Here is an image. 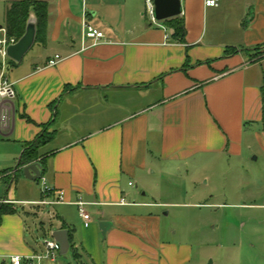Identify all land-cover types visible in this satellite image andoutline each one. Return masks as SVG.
Listing matches in <instances>:
<instances>
[{
  "label": "crops",
  "instance_id": "crops-1",
  "mask_svg": "<svg viewBox=\"0 0 264 264\" xmlns=\"http://www.w3.org/2000/svg\"><path fill=\"white\" fill-rule=\"evenodd\" d=\"M16 1L22 0H8ZM39 1L48 4L46 43L35 44L38 50L17 70L16 116L0 140L13 138L25 148L48 125L38 162L53 193L0 204L13 213L15 203L47 206L39 203L61 196L49 206L57 210L51 220L59 221L43 228L52 240L54 232L68 231L77 251V210L82 264L85 258L89 264H190L188 247L163 239L160 218L140 211L167 204L119 202L136 197L139 185L146 196L153 176L168 164L230 161L255 142L264 147V131L254 129L262 126L264 0H220L217 8L181 0L184 43L163 22H142L139 0ZM84 16L105 35L96 46L83 42ZM115 21L122 34L109 28ZM56 56L62 61L49 67ZM14 168L0 178H14ZM15 179L29 182L19 173ZM78 202L87 204L88 227ZM97 222L111 223L103 246ZM36 251L25 241L20 218L1 217L0 256ZM256 252L238 255L246 264L263 261L264 251Z\"/></svg>",
  "mask_w": 264,
  "mask_h": 264
},
{
  "label": "rangeland",
  "instance_id": "rangeland-1",
  "mask_svg": "<svg viewBox=\"0 0 264 264\" xmlns=\"http://www.w3.org/2000/svg\"><path fill=\"white\" fill-rule=\"evenodd\" d=\"M92 1L101 0H89ZM139 2L141 14L144 15L141 17L142 22L152 23L146 16V0ZM9 4L8 0H0V27L3 28ZM121 27L116 21L113 26H109L113 31L122 34ZM0 38H3L2 34ZM38 48L39 45L34 47L24 59L31 58ZM2 63L0 55V69ZM21 63L8 59L7 77L11 82L16 81ZM254 129L263 133L262 126ZM251 147L245 148L240 159H219L202 164L196 161L184 165L168 164L165 171H159L153 176L146 196H142L144 188L139 185L135 188L136 197H126L125 200L131 203L136 200L167 204L140 211L143 214H155L160 218L163 239L178 246L188 247L192 254L190 264H246L247 261L238 255L240 251L252 250L253 254H256L258 249L264 251V147L259 141ZM23 150L22 143L14 141L13 138L0 140V174L15 167ZM41 183V180L22 183L12 177L0 178V201L13 198L20 200L27 195L38 196L43 193ZM28 185L30 189L26 187ZM13 192H16L14 196ZM10 208L14 212L11 215L3 214L1 217L20 218L26 243L37 248L39 255L45 256L44 242L52 240V236L43 226L49 225L50 221H59L60 218H50V214L55 216L57 213L56 208L20 203H15ZM1 209L0 206V211ZM58 215L61 217V214ZM74 217V227L79 238L75 242V248L82 252V222L77 210ZM97 224V244L103 246L105 239L102 237L99 222ZM7 230L5 229V235L9 237L11 232ZM39 246L43 248L40 249ZM234 251L237 257L232 258L230 255ZM72 252L70 250L66 257L59 255L55 264H73ZM88 262L89 259L85 258L83 264H89ZM263 262L264 260L254 259L251 263L264 264ZM44 263L51 264L50 261Z\"/></svg>",
  "mask_w": 264,
  "mask_h": 264
},
{
  "label": "built area",
  "instance_id": "built-area-1",
  "mask_svg": "<svg viewBox=\"0 0 264 264\" xmlns=\"http://www.w3.org/2000/svg\"><path fill=\"white\" fill-rule=\"evenodd\" d=\"M155 0H146V16L150 19L153 24H158L155 20ZM220 4V0H204V5L206 8H217ZM0 34L3 35V38H0V55L3 59L0 69V136L6 134L10 129L11 124L16 116V109L14 102L17 99L16 84L11 82L7 77V68H8V53L7 49L10 45L16 44L14 38H9L5 28L0 29ZM82 36L83 42L85 40H92L93 46H96L98 42L105 38V35L102 31L94 27L87 21L86 16L82 23ZM62 61L60 56H56L55 59L48 62L49 67H55ZM42 191L45 196L53 193V189L48 185L47 180L42 177L41 179ZM132 185V184H130ZM62 201L60 196L57 200L50 201L45 200L40 202V205H56ZM80 207L81 217L85 222V226L90 225V215L86 213L84 207L87 206L86 203L78 202L76 203ZM119 205H130L126 202L125 199H122L119 202ZM44 249L46 251L45 256L39 254H33L29 256L21 255H11V256H0V264H44L45 261H50L55 263L59 257L61 246L55 240H46L44 242Z\"/></svg>",
  "mask_w": 264,
  "mask_h": 264
},
{
  "label": "trees",
  "instance_id": "trees-1",
  "mask_svg": "<svg viewBox=\"0 0 264 264\" xmlns=\"http://www.w3.org/2000/svg\"><path fill=\"white\" fill-rule=\"evenodd\" d=\"M34 15L36 20L37 36L36 44L43 45L46 43L47 30H48V21H49V12L48 4L39 0H22L12 2L8 5L6 10V19H5V29L7 36L9 38H14L16 41H19L25 34L28 22L31 15ZM169 29L174 31L173 37L176 41L180 43L185 42L186 37V28L185 21L180 16L163 22ZM261 99H262V128L264 131V83L261 87ZM48 127L45 126L43 132L38 135V137L31 143L27 144L24 148L22 154V161L25 164H31L38 162L41 158L40 150L43 146L46 145L49 137L45 130ZM42 162V161H41ZM40 162V163H41ZM2 207L0 211V219L3 214H12L8 210V206L0 205ZM72 256L75 264H80L81 256L74 250L73 244Z\"/></svg>",
  "mask_w": 264,
  "mask_h": 264
},
{
  "label": "water",
  "instance_id": "water-1",
  "mask_svg": "<svg viewBox=\"0 0 264 264\" xmlns=\"http://www.w3.org/2000/svg\"><path fill=\"white\" fill-rule=\"evenodd\" d=\"M154 5L155 20L157 22H164L173 18L180 17L183 14L181 0H155ZM36 36V20L34 15L32 14L24 36L16 44L10 45L8 47L7 53L9 58L16 63H21L34 48L36 44ZM18 173L21 174L24 179L36 182L38 180H41L43 177L42 164L40 162L25 164L22 161L21 156L14 168L13 177L15 178ZM99 227L102 232V236L106 238L107 232L111 228V223L102 222ZM53 238L61 246V256L66 257L71 249L69 232L66 230L56 231L53 233Z\"/></svg>",
  "mask_w": 264,
  "mask_h": 264
}]
</instances>
